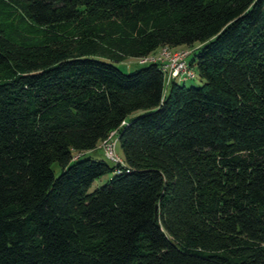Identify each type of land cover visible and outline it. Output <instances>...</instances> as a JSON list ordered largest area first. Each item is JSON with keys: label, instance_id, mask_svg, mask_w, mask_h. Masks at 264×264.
Instances as JSON below:
<instances>
[{"label": "trees", "instance_id": "1", "mask_svg": "<svg viewBox=\"0 0 264 264\" xmlns=\"http://www.w3.org/2000/svg\"><path fill=\"white\" fill-rule=\"evenodd\" d=\"M0 264H264V0H0Z\"/></svg>", "mask_w": 264, "mask_h": 264}, {"label": "built area", "instance_id": "2", "mask_svg": "<svg viewBox=\"0 0 264 264\" xmlns=\"http://www.w3.org/2000/svg\"><path fill=\"white\" fill-rule=\"evenodd\" d=\"M192 49L162 46L155 52L149 55L141 57L139 60L141 63L154 61L159 63L166 75L167 82L171 83L174 78H187L194 74L193 68L190 65V55ZM116 131L111 132L108 139L104 140L101 144L105 147L108 156L110 152L113 154L116 147L115 140ZM115 159V158H113Z\"/></svg>", "mask_w": 264, "mask_h": 264}, {"label": "rangeland", "instance_id": "3", "mask_svg": "<svg viewBox=\"0 0 264 264\" xmlns=\"http://www.w3.org/2000/svg\"><path fill=\"white\" fill-rule=\"evenodd\" d=\"M180 48H187V47L181 46ZM188 48L192 49V54L190 55V60H191V58L194 55V52L195 51L199 52V48L197 47L195 50L193 47H188ZM117 64L122 68V70L127 71V72L136 70L137 68H140L141 66L144 65V64L140 63V60L138 57H128L122 61H118ZM195 72H196V74L194 77L188 78L184 82L187 86H193V85L199 86L202 84V80H201V77L198 73L197 67L195 68ZM141 112H142V110H139V111L135 112L134 114L136 115V114H139ZM115 140H116V138H115ZM103 149L98 147V149H96L93 152L82 154L81 158H86L88 156H91V157L96 158V159H104L106 162H108L111 165L114 164L113 160L123 161L122 157L124 156V154H123L120 143H118V145L116 144V147L114 149L113 154L110 152V155H112L113 157L108 156V154L106 153L105 147H103ZM113 158H115V159H113ZM111 159H113V160H111ZM55 168L59 172V166H55ZM108 180H109V175H105V176H102L101 178L96 179L93 186H92V189L106 183Z\"/></svg>", "mask_w": 264, "mask_h": 264}]
</instances>
